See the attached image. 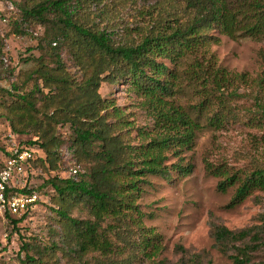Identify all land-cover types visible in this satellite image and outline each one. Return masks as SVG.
Masks as SVG:
<instances>
[{
	"label": "trees",
	"instance_id": "1",
	"mask_svg": "<svg viewBox=\"0 0 264 264\" xmlns=\"http://www.w3.org/2000/svg\"><path fill=\"white\" fill-rule=\"evenodd\" d=\"M116 1H99L103 3L98 13L100 24L97 18L89 22L87 18L91 9L86 10L84 3L80 6L72 4V0H39L30 8L22 9V21L32 18L47 23V16L53 14L61 34L56 35L69 41L71 31L79 44L73 49L84 71L85 77L81 81H71L67 75L55 76L44 67L36 69L46 81L57 82V93L49 95L52 88L47 93V107L52 108L46 112L49 123L69 121L76 147L83 159L90 163L86 171L81 172L79 167L77 175L54 176L47 181L61 198L68 197L87 208L88 216L84 218L72 216L64 206L56 210L64 229L67 253L78 259V264H134L136 251L131 256L125 251L127 244L132 250L137 249V241L128 237L129 240L124 242L120 227L117 230L116 226H103V223L113 216L121 224L126 218L123 216H131L132 212L141 218L136 200L148 175L167 177L173 171L182 174L192 171V165L184 163L182 153L192 148L197 133L205 125L173 101L181 76L163 59L171 58L177 62L194 54L212 38L209 34L214 29L232 38L252 36L264 41V0H135L134 10L139 17L132 23L120 16L105 19L106 7L111 10ZM132 1L129 0L130 4ZM55 39L49 41L44 50L54 56L55 68L59 70L63 59L58 47L51 46L52 42L57 45ZM259 56L263 69L254 77L247 72H230L226 68L204 65L198 60L187 68L189 78L202 86L204 96L195 108L202 113L209 109L210 126L220 128L236 108L228 106V102L247 95L254 98L257 106L255 111L248 110L252 112V118L264 120V50ZM38 59L44 63L42 55ZM120 76L130 78L136 93L144 98L153 116L151 129L137 127L138 143H132L135 138L131 136V130L135 122L122 107L104 98L99 91L104 80ZM241 86L256 91L240 92ZM13 88L18 102L16 116L22 122V127L13 126V129L27 133L40 122L36 117L41 110L36 103L40 85L23 91L22 86L14 83ZM52 142L53 139L48 141L42 135L22 143L29 146L40 143L48 150ZM170 153L177 161L169 165ZM35 161L37 158L26 166L27 171ZM207 169L225 176L218 183L220 190L226 191L235 183V174L229 175L211 163H207ZM255 189L264 190V164L256 163L240 181L230 206L243 201ZM33 191L35 189L27 186L16 189L21 194ZM5 217L11 219L14 228L23 218L14 219L10 214ZM211 226L213 248L221 250L236 264H264V260L257 262L253 258L254 253L264 246V238L259 237L254 228L235 230L220 223H211ZM119 239L123 243H118ZM22 248L28 250V243ZM89 253L101 257L90 261L85 257ZM196 257H192V264H197ZM27 260L37 262L29 253Z\"/></svg>",
	"mask_w": 264,
	"mask_h": 264
},
{
	"label": "rangeland",
	"instance_id": "2",
	"mask_svg": "<svg viewBox=\"0 0 264 264\" xmlns=\"http://www.w3.org/2000/svg\"><path fill=\"white\" fill-rule=\"evenodd\" d=\"M37 1L0 0V149L13 141L25 142L42 135L48 141L53 139V145L51 143L48 150L40 143L33 145L37 161L27 171L26 186L38 192L40 198L37 204L25 215L12 216L14 219L23 217L17 228H14L10 218L0 215V264H78V259L67 253L64 229L56 210L64 206L72 216L84 218L88 216L87 208L68 197L61 198L47 181L54 176L72 175L74 167L79 166L81 172L86 171L90 163L83 159L76 147L69 121L49 123L46 112L52 108L47 107V93L50 88L49 95L57 93V82L46 81L36 69L44 67L55 76L67 75L76 82L85 76L74 55L73 47L79 46L77 36L70 31L69 41L63 39L53 14L47 16V23L32 18L22 21V9L30 8ZM99 1L72 0V4L80 6L84 3L86 10L91 9L88 21L92 23L93 18H97L100 24L98 13L103 3ZM132 2L117 0L111 10L106 7L105 19L120 16L130 23L135 22L139 15L134 10L135 0ZM209 35L212 38L194 54H188L177 62L171 58L163 59L181 76L173 101L205 125L197 133L192 148L182 153L184 163L191 164L192 171L189 174L173 171L167 177L148 175L136 200L141 218L132 212L131 216H123L126 218L121 224L113 216L103 223V226L111 224L116 229L120 227L124 242L129 240L128 237L137 241V249L132 250L127 244L125 251L129 256L136 251L134 264H192L194 255H197V264H209V261L212 264H236L221 250L213 248L211 223H220L235 230L254 228L259 237L264 238V190L255 189L243 201L230 206L240 181L256 163L264 164V120L252 118V112L248 111L257 109L254 98L247 95L231 100L228 106H235V110L228 114L220 128L210 126L209 109L202 113L195 108L204 96L202 86L190 79L187 73L190 64L198 60L204 65L226 68L230 72H247L254 77L263 69L259 53L264 50V41L252 36L232 38L218 29L212 30ZM55 36L59 38L55 39ZM54 39L57 45L52 42L51 46L58 47L63 59L59 70L55 68L57 62L54 56L44 50ZM40 55L44 65L38 59ZM14 83L22 86L23 91L40 85L36 100L37 106H41L36 114L40 122L27 133L13 129V126L22 127L16 116L18 102ZM252 90L256 91L244 86L239 89L240 92ZM99 91L104 98L122 107L135 122L131 136L135 138L132 143H138L137 127L151 129L153 116L144 98L136 93L130 78L106 79ZM56 98L59 101L60 95ZM176 161L177 158L170 153L167 164ZM207 163L227 171L229 175L235 174V183L226 191L220 190L218 183L225 176L209 172ZM24 243H28V250L22 248ZM118 243H123V240L119 239ZM27 253L35 256L37 262H28ZM85 257L92 261L101 255L89 253ZM253 258L257 262L264 260V246L254 253Z\"/></svg>",
	"mask_w": 264,
	"mask_h": 264
},
{
	"label": "built area",
	"instance_id": "3",
	"mask_svg": "<svg viewBox=\"0 0 264 264\" xmlns=\"http://www.w3.org/2000/svg\"><path fill=\"white\" fill-rule=\"evenodd\" d=\"M35 152L33 146L17 141L0 149V215H23L37 204L39 195L36 191L16 192V189L26 187V166L35 158ZM79 171V166L72 168V175Z\"/></svg>",
	"mask_w": 264,
	"mask_h": 264
}]
</instances>
